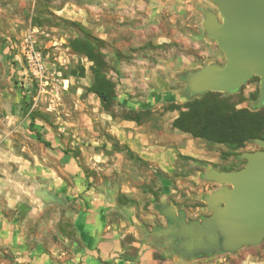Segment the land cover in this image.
Masks as SVG:
<instances>
[{
    "label": "rangeland",
    "instance_id": "1",
    "mask_svg": "<svg viewBox=\"0 0 264 264\" xmlns=\"http://www.w3.org/2000/svg\"><path fill=\"white\" fill-rule=\"evenodd\" d=\"M206 10L218 14L211 0H0V229L14 222L30 247L57 242L62 249L87 195L105 192L135 204L145 228L156 232L166 224L164 205L186 218L210 215L204 195L219 185L202 174L239 169L240 154L259 147L246 141L233 150L171 125L186 102L202 97L189 94L188 74L225 60L202 27ZM83 37L97 44L113 83L107 106L88 90L92 63L69 46ZM258 95V77L215 94L253 112ZM127 121L140 126L134 140L152 141L150 153H137L141 161L118 138L132 128ZM125 239L132 242V234ZM154 241L163 256L158 264H264V238L235 252L186 258ZM0 264L32 263L0 247Z\"/></svg>",
    "mask_w": 264,
    "mask_h": 264
},
{
    "label": "water",
    "instance_id": "2",
    "mask_svg": "<svg viewBox=\"0 0 264 264\" xmlns=\"http://www.w3.org/2000/svg\"><path fill=\"white\" fill-rule=\"evenodd\" d=\"M211 1L218 14L204 11L202 27L225 60L190 72L186 78L189 94L209 91L232 94L257 75L259 95L255 106L261 107L264 105V0ZM253 142L259 149L240 154L245 160L241 168H209L202 174L204 180L219 185L204 195L210 215L201 221L188 222L184 211L164 205L161 213L173 221L177 219V227H164L157 234L176 233L186 244L197 232L199 238L215 233L220 237L221 250L226 252L259 244L264 238V139L254 138Z\"/></svg>",
    "mask_w": 264,
    "mask_h": 264
},
{
    "label": "crops",
    "instance_id": "3",
    "mask_svg": "<svg viewBox=\"0 0 264 264\" xmlns=\"http://www.w3.org/2000/svg\"><path fill=\"white\" fill-rule=\"evenodd\" d=\"M123 124L132 128L120 133L118 138L143 159L137 153H150L152 141L147 137L146 144L134 140L136 135H141L140 126L132 121ZM67 162L70 160L66 159ZM69 170L75 173L77 165L69 164ZM162 207H159L160 213ZM72 228L71 237H61L62 249L59 243L52 242L44 250L41 242L30 247L26 241L28 233L20 224L4 223L0 229V247L18 255L21 261L30 260L32 264H158V256L163 257L161 245L156 247L152 243L155 237L162 243L159 237L164 234L145 228L137 217L135 204H120L106 192L87 195L81 211L72 215ZM127 234H132V242L125 239ZM35 237H41L40 233Z\"/></svg>",
    "mask_w": 264,
    "mask_h": 264
},
{
    "label": "trees",
    "instance_id": "4",
    "mask_svg": "<svg viewBox=\"0 0 264 264\" xmlns=\"http://www.w3.org/2000/svg\"><path fill=\"white\" fill-rule=\"evenodd\" d=\"M69 46L92 63L89 66L92 80L88 90L98 97L102 106L110 104L115 97L114 87L112 81L105 75L104 63L97 44L91 40V37H83L73 38ZM84 73L85 69L81 68V76ZM217 93L209 91L202 94L201 98L186 102L172 120V127L194 138H204L225 144L233 150L243 147L246 141H253L254 138L264 139V105L258 107L256 112L246 109L235 110L228 103L219 100L215 96ZM170 108L175 110L176 106ZM29 118L31 127L35 118L34 114H31ZM132 120L137 121V118ZM113 146L116 148L115 144ZM123 149L129 155L133 153L127 146ZM137 159L142 160L140 157Z\"/></svg>",
    "mask_w": 264,
    "mask_h": 264
},
{
    "label": "flooded vegetation",
    "instance_id": "5",
    "mask_svg": "<svg viewBox=\"0 0 264 264\" xmlns=\"http://www.w3.org/2000/svg\"><path fill=\"white\" fill-rule=\"evenodd\" d=\"M219 17V16H218ZM252 77H258L257 75H253ZM251 77V78H252ZM259 78V77H258ZM255 151V150H254ZM211 214V213H210ZM204 216L201 215L195 218H186V221L197 220L201 221ZM170 226L172 229L177 227V219L173 221L172 219L166 218V224L164 227ZM200 232H197L192 240L183 243V239H178L177 234L170 232L167 235H162L161 241L165 242V248L168 251L169 255L172 257L178 256L182 258L186 257H195L206 255L209 253H213L221 250L220 237L219 235H208L203 234L201 238H199ZM210 236V237H208Z\"/></svg>",
    "mask_w": 264,
    "mask_h": 264
}]
</instances>
